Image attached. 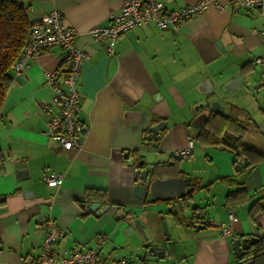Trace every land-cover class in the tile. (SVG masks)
Instances as JSON below:
<instances>
[{"label": "crops", "instance_id": "crops-1", "mask_svg": "<svg viewBox=\"0 0 264 264\" xmlns=\"http://www.w3.org/2000/svg\"><path fill=\"white\" fill-rule=\"evenodd\" d=\"M121 1L28 0L30 21L56 10L75 32L76 47L85 56L76 111L85 135L79 151L62 150L46 135L47 115L40 106L52 97L46 74L61 78L66 72L60 48L30 59L19 77L12 73L0 112V264L36 259L48 219L61 234L53 247L57 255L94 250L107 262L247 264L239 260L232 242L264 235L263 213L250 211L264 197V162L238 181L246 171L238 162L245 161L223 147L195 142L201 126L192 124L201 114L211 115L206 108L211 98L202 87L207 81L219 97L213 100L224 107L222 115L246 129L244 145L264 155V88L255 65L263 51L260 13L211 7L176 30L148 23L120 36L108 55L106 42H95L89 31L107 27L120 13ZM157 1L166 10H177L199 0ZM215 1L227 5L232 0ZM236 77L242 84L222 95L220 88ZM159 123H164L162 130L152 140L149 129ZM190 140L191 155L176 158L175 152ZM126 153H135L148 171L158 165L152 180L188 179L187 194L168 204H144V195L135 192V169L124 162ZM53 174L62 176L61 183L48 188L44 179ZM225 177L242 183L245 196L227 202L235 188L220 181ZM189 188L195 190L185 200ZM89 204H97L101 213H86ZM176 205L183 208L179 223L168 211ZM194 210L204 217L194 218ZM134 220L141 221L147 241L136 230L127 233ZM196 222L204 228L195 230ZM213 224L231 228V236L222 237ZM148 247H165L166 254H150Z\"/></svg>", "mask_w": 264, "mask_h": 264}, {"label": "built area", "instance_id": "built-area-1", "mask_svg": "<svg viewBox=\"0 0 264 264\" xmlns=\"http://www.w3.org/2000/svg\"><path fill=\"white\" fill-rule=\"evenodd\" d=\"M211 7L219 11H259L262 19L260 36L263 51L256 59L255 65L259 69L260 87L264 88V0H232L227 5H221L215 0H199L177 10H166L163 4L157 0H122L118 16L112 17L107 27H95L89 33L95 42H106L105 51L111 55L119 37L134 28L153 23L160 30H176L180 23L204 13ZM52 47L62 50L66 62V72L61 78L55 73L46 74V84L52 90L50 101L40 106L41 111L47 115L46 135L53 138L62 150L79 151L81 139L85 135V127L76 120V111L80 100L77 84L85 56L76 47L75 32L63 21L58 11H51L30 26L26 44L15 61L12 72L14 77H19L30 59L38 58ZM192 148L193 141L190 140L185 148L175 152V157L178 159L188 158ZM61 180V175L53 174L45 177L44 182L48 188H56L60 185ZM229 220H233L232 214L229 216ZM213 225L219 228L222 237L231 236V228L218 224ZM44 226L46 236L40 255L36 259L24 260L22 264H138L126 259L107 262L101 259L94 250L57 255L54 253L53 247L61 234L50 219L44 222ZM101 240L99 239V242Z\"/></svg>", "mask_w": 264, "mask_h": 264}, {"label": "trees", "instance_id": "trees-1", "mask_svg": "<svg viewBox=\"0 0 264 264\" xmlns=\"http://www.w3.org/2000/svg\"><path fill=\"white\" fill-rule=\"evenodd\" d=\"M28 10V0H0V112L5 96L13 81L12 67L26 44L30 26L35 22L29 20ZM245 134L246 129L236 119L224 115L211 114L198 129L194 141L202 146L223 147L229 150L239 159L249 162L246 170H250L264 162V155L244 145L243 138ZM129 155L135 159L132 164L133 167L139 169L138 161L140 159L138 156L135 153ZM124 162L127 163V161ZM157 166L155 165L152 168V177H156L155 169ZM220 181L230 189L235 188L227 194V202L238 201L240 197L245 196L242 183L236 179L225 177L220 179ZM194 190L193 188L185 200L190 198ZM90 196L92 195H87V197ZM143 202L144 204H151L147 199H144ZM253 209H257L264 215V197L252 204L250 211ZM182 210V207L176 205L174 211L171 212L177 223L180 222L178 213L182 212ZM193 212L196 214L195 210ZM247 252V256L239 258L240 261H245L247 264H264V235L249 244Z\"/></svg>", "mask_w": 264, "mask_h": 264}, {"label": "water", "instance_id": "water-1", "mask_svg": "<svg viewBox=\"0 0 264 264\" xmlns=\"http://www.w3.org/2000/svg\"><path fill=\"white\" fill-rule=\"evenodd\" d=\"M242 84V78L241 77H236L234 79H232L230 82L226 83L225 85H223L220 88V93L222 95H229L233 92H235V90ZM202 87L205 88L203 90V93L210 97V101H208L206 108L209 112H211V114L214 115H222L223 112V106L220 104L219 99H215L214 98H219L217 92L214 91L213 86L205 81L202 83ZM203 105H199V108H202ZM207 115L206 114H201L199 115L197 118H195L194 123L192 124V126L194 128H199L201 126V124L206 120ZM164 123H159L157 125H155L154 127L149 129V134H150V138L152 140H155L157 133L159 131L162 130V126ZM262 129H264V124L261 127ZM153 147H156L155 144H153ZM124 159L126 161H128V165L134 169H136V171H134L135 174V181H137V186H136V193H140L144 195V199H147L151 202V204L156 203L157 201H161L163 203L168 204L169 202L173 201H179L180 198H183V196H185L187 194V191H185L186 187H189V180L188 179H179V178H171V179H167V180H160V181H156V180H152V169L151 170H146L144 169V162L142 160L138 161V166L140 167L139 169L133 167V162H134V158H130V155L128 153H126L124 155ZM238 166L241 167V169L246 170L249 166V162H238ZM250 170H246L245 172H243L239 177H238V181H243L244 178L249 174ZM182 190V193H180ZM189 190L191 191V188H189ZM98 207L97 204H89L87 205V212L89 211H96V214H100L101 210H96ZM168 207V206H167ZM107 208L106 206H104L102 209ZM168 211L169 212H173L174 209L170 206L168 207ZM128 214V213H127ZM204 215L201 214H195L194 218H203ZM123 218H125V215H123ZM161 220V228L163 230V233L165 234V236L167 237L168 235V228H167V224L166 222L163 220V217H160ZM193 228L195 230H201L204 227L196 222L193 225ZM133 230H136L138 233H140V235L142 236V238L144 239V241H147V236L145 234L144 228L142 226V223L140 220H134L133 222H131V225L127 228V233L132 232ZM255 240V238H250V239H235L232 242V248L233 251L235 252L236 255H238L239 258H243L245 256H247L248 252H247V247L249 244L253 243ZM148 253L150 254H155V255H164L165 253V247L159 249L157 247H148L147 248Z\"/></svg>", "mask_w": 264, "mask_h": 264}, {"label": "rangeland", "instance_id": "rangeland-1", "mask_svg": "<svg viewBox=\"0 0 264 264\" xmlns=\"http://www.w3.org/2000/svg\"><path fill=\"white\" fill-rule=\"evenodd\" d=\"M249 138H247V141L248 142H250L251 141V138H252V134H249V136H248ZM221 183V182H220ZM219 187H221L220 185H218V189H219Z\"/></svg>", "mask_w": 264, "mask_h": 264}]
</instances>
